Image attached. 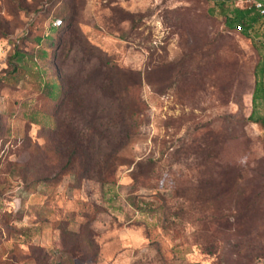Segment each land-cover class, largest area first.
<instances>
[{
  "label": "rangeland",
  "instance_id": "obj_1",
  "mask_svg": "<svg viewBox=\"0 0 264 264\" xmlns=\"http://www.w3.org/2000/svg\"><path fill=\"white\" fill-rule=\"evenodd\" d=\"M222 2L0 0V264H264V23L229 27L245 5ZM79 33L146 103L128 142L75 116L103 179L52 132L62 84L115 111Z\"/></svg>",
  "mask_w": 264,
  "mask_h": 264
},
{
  "label": "trees",
  "instance_id": "obj_2",
  "mask_svg": "<svg viewBox=\"0 0 264 264\" xmlns=\"http://www.w3.org/2000/svg\"><path fill=\"white\" fill-rule=\"evenodd\" d=\"M224 3L235 4L234 0L223 1ZM222 2V3H223ZM253 13L257 15L253 17ZM67 19L53 21L52 24L55 26L56 33H71L73 30V25L68 22ZM229 27L232 26V22L237 24L238 29L242 30V27L247 32L254 30V34L258 36V30H256L254 25L256 24L259 28L262 23H264V15H260L254 8L245 6L242 10L235 9L233 11V16L231 19L226 20ZM64 22V23H63ZM57 23V24H56ZM61 24L66 25L62 30L57 28ZM261 24V25H260ZM245 34V32L243 33ZM80 45L88 53L93 55V57L99 62L98 71L99 78L97 81V92L101 95L106 96L112 103L115 104V111L109 114L105 118L98 116L97 118L91 117V115H86L88 111V106L85 105L84 96L76 92V88L71 86H65L62 84L60 87V104H57L53 112V118L55 120V126L52 129L53 134L56 136L57 145L61 147H68L70 149L69 153L63 155V158H67V164L71 165V161L78 160L81 166L78 169V174L81 178L90 179L92 175L90 173H95L98 178L103 179V168L101 164L93 162L95 155L89 152L91 139H87L88 136L85 133V129L90 132L93 136L94 132L100 133L95 128V124L100 120L98 124L99 127L112 125L116 128L118 133H122L125 141L128 142L134 136L139 123V118L142 116L143 112L146 110V103L142 97V84L140 74L133 73L131 71L124 70L117 65L110 64L109 55L102 51L98 46L88 42V40L79 33ZM63 39L61 38L56 46V50L62 45ZM264 80L262 84L260 81H255V87L252 95V101L256 100L260 94H257V87L264 88ZM261 88V91H262ZM262 95V93H261ZM70 115V122L65 124V115ZM79 114L83 116L84 120L83 126L85 129H79L78 124H75V116ZM62 118H60V116ZM94 141V138H93ZM94 144V143H93ZM115 155H113L114 157ZM109 158V159H108ZM110 161L111 156L107 157ZM92 162V163H91ZM67 164L64 166L66 168ZM116 164V163H115ZM68 165V166H69ZM108 165V164H106ZM114 168L111 172H114ZM73 171V175H74Z\"/></svg>",
  "mask_w": 264,
  "mask_h": 264
},
{
  "label": "built area",
  "instance_id": "obj_3",
  "mask_svg": "<svg viewBox=\"0 0 264 264\" xmlns=\"http://www.w3.org/2000/svg\"><path fill=\"white\" fill-rule=\"evenodd\" d=\"M229 1V0H219ZM235 4H241L254 8L260 15H264V0H234Z\"/></svg>",
  "mask_w": 264,
  "mask_h": 264
}]
</instances>
